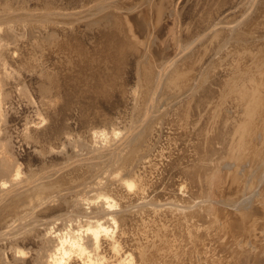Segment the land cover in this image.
Listing matches in <instances>:
<instances>
[{
    "label": "bare ground",
    "instance_id": "bare-ground-1",
    "mask_svg": "<svg viewBox=\"0 0 264 264\" xmlns=\"http://www.w3.org/2000/svg\"><path fill=\"white\" fill-rule=\"evenodd\" d=\"M160 138L209 196L146 199ZM189 238L264 264V0H0V264H200Z\"/></svg>",
    "mask_w": 264,
    "mask_h": 264
},
{
    "label": "rangeland",
    "instance_id": "rangeland-1",
    "mask_svg": "<svg viewBox=\"0 0 264 264\" xmlns=\"http://www.w3.org/2000/svg\"><path fill=\"white\" fill-rule=\"evenodd\" d=\"M66 1H68V0H66ZM59 2H62V0H59ZM70 3V2H69ZM137 13H139V11H137ZM126 14V13H125ZM134 14H136V13H134ZM181 29V28H180ZM44 125H45V123H44ZM160 141H158V143H157V146H158V148L156 147L155 149L156 150H158L159 149V146L161 145H163L162 146V148H161V151L159 152V153H157L158 154V156L159 157H156V160H155V156H157V154H156V151L155 152H152L151 153V159H149V160H151V162L154 164V168H153V170H152V172H151V174H150V178H149V182L148 183H146V186H148V188H147V191H146V193H147V195L148 194H150V193H152L153 194V192H154V194L152 195V194H150V195H148V198H147V195L145 194V192H144V195L146 196V199H157V200H159V199H161V200H163L164 199V195L166 194V199H169L170 198V200H172L174 197L176 198H174L175 199V201H183L182 203H186L185 201H187V202H189V203H191L190 201H192L193 202V200L195 199V200H197L198 198H199V196L200 195H205L206 194V192H210V191H208V189H206V188H208V185L205 183V186H204V182L202 183L201 181H200V183H199V185L200 186H198V184L197 183H195V182H193L192 181V176H191V174H192V171H193V167L192 168H190L191 167V165L193 164V159H192V161L191 160H189V159H191L192 157H193V154H194V156H195V152H194V147L193 146H190L191 144H189L190 142H185V143H183V142H181V144H180V146L181 147H183L182 146V143H183V145H184V149H182L181 147H179V145L178 144H176V145H174L173 143V145L172 144H169V143H167V140H162V138H160L159 139ZM166 141V142H165ZM164 143V144H163ZM16 145V144H15ZM28 145V144H27ZM169 145H171V148H170V146ZM188 145V147L186 148V146ZM193 145V144H192ZM160 146V147H161ZM169 146V148L170 149H172V150H170L169 148H166V147H168ZM173 146V147H172ZM177 146V148H175ZM191 147V149H193V150H191L190 149V147ZM195 146V145H194ZM30 147V148H29ZM29 147H26V145H25V148H27L28 150H31V145H29ZM166 148V149H165ZM173 148H174V151H173ZM15 149L16 150H18L19 152H20V150H21V148L20 149H18V144L15 146ZM154 149V150H155ZM175 149H178V150H176V152L177 153H175ZM181 149H182V151L184 150L185 152V155H184V153L182 152H180L181 151ZM187 149V150H186ZM167 150V151H166ZM190 150V151H189ZM170 151V152H169ZM173 151V152H172ZM165 152H167V153H169L170 154V157H169V155H167V153H164ZM189 154H188V153ZM179 153V154H178ZM181 153V154H180ZM161 154V155H160ZM173 154H174V156H173ZM177 154V155H176ZM183 154V155H182ZM186 154H188V155H190V157L188 156V155H186ZM167 155V157H165ZM172 155V156H171ZM178 155L181 157V158H183L184 160V162H186V164L182 161V159L180 160L181 162H180V164H178V163H176V165H178V166H174L175 164H172L171 163V161L169 162L168 160L170 159H174L175 160V158L176 157H178ZM182 155V156H181ZM172 157V158H171ZM188 157H189V159H188ZM154 158V159H153ZM163 158V159H162ZM167 158V159H166ZM169 158V159H168ZM186 158V159H185ZM194 158V157H193ZM160 159V160H159ZM172 159V160H173ZM177 159V158H176ZM188 159V160H187ZM155 160V161H154ZM164 160H165V163H164ZM166 160H167V163H166ZM187 160V161H186ZM161 164V166L159 165V163ZM155 162H157V164L155 163ZM172 162H174V161H172ZM188 162V163H187ZM169 163H171V164H169ZM184 163V164H183ZM190 163V164H189ZM169 164V165H168ZM159 165V166H158ZM162 165H163V168H164V172L165 173H162L163 171H162ZM165 165V166H164ZM168 167H167V166ZM181 165H184V167L183 166H181ZM186 165H188V166H186ZM156 166V167H155ZM174 167V168H170V167ZM179 166H181V168L179 167ZM159 167V168H158ZM161 167V168H160ZM165 167H167L168 169V171H167V173H166V168ZM177 167V168H176ZM179 167V168H178ZM187 167V168H186ZM156 168H157V171H156ZM187 169L188 171H189V173H188V171L186 170V173H184L185 171V169ZM169 169H170V171H169ZM184 169V170H183ZM171 170H174L173 171V177H172V175L171 176H169L170 175V173H171ZM175 170H177L176 172H175ZM179 170H180V173H179ZM181 170H182V173H181ZM157 172V173H156ZM190 172H191V174H190ZM156 173V174H155ZM162 173V174H161ZM169 173V174H168ZM175 173H177V174H175ZM153 174V175H152ZM164 174V175H163ZM166 174H168V176H169V178H167L168 176L166 175ZM185 174V175H184ZM157 175H160V177H158ZM176 175H178V176H176ZM180 175H183V176H180ZM162 176V177H161ZM164 176L166 177V178H164ZM185 176V178L183 179V177ZM189 176H191V177H189ZM153 177V178H152ZM159 179H158V178ZM180 177H182V178H180ZM189 177V178H188ZM151 178H152V181H151ZM154 179H156V180H154ZM169 179V180H168ZM189 179V180H188ZM156 181V183H158V184H156L154 181ZM159 180L160 181H163L164 182V184L166 185V188H164L165 187V185H163V184H160V183H163V182H159ZM166 180H168V181H166ZM165 181L167 182V183H165ZM186 181H188V183H189V185L186 183ZM192 182V183H191ZM154 186V188H153V186H151V184ZM163 185V187L162 186H158V185ZM170 184H171V187H169L170 186ZM195 184H197V186L195 185ZM203 184V185H202ZM168 185V186H167ZM192 185V186H191ZM202 185V186H201ZM190 186V188H192L193 186H194V189L192 188V189H188V187ZM207 186V187H206ZM151 187V188H150ZM200 187V190L198 189ZM201 187H202V189H201ZM203 187H206V188H203ZM153 188V192H152V189ZM196 188H197V190H196ZM160 189H162V190H160ZM170 189V190H169ZM204 189H205V191H204ZM133 190V191H132ZM146 190V189H145ZM159 190V191H158ZM193 190H194V192H193ZM202 190H203V192L204 193H202ZM137 191V187L136 188H133V189H131V193H132V195H134L135 194V192ZM148 191H149V193H148ZM163 191V192H162ZM215 191V190H214ZM134 192V193H133ZM169 192V193H168ZM196 192V193H195ZM197 192H200V193H197ZM155 193H156V195H155ZM157 193H158V195L159 196H161L162 198H160L158 195H157ZM168 194H169V196H168ZM200 194V195H199ZM211 193H207L205 196H209ZM212 194H214V192L212 193ZM143 195V196H144ZM156 196V198H155V196ZM196 195V196H195ZM214 195H216V194H214ZM213 195V196H214ZM151 196L153 197V198H151ZM168 196V197H167ZM203 196H201V197H203ZM204 196V197H205ZM172 197V198H171ZM178 197V198H177ZM195 197V198H194ZM198 197V198H197ZM159 198V199H158ZM181 198V199H180ZM174 199H173V201H174ZM179 199V200H178ZM187 204V203H186ZM198 209H200V211L202 212V214H201V212L198 210ZM202 209H206V208H202ZM200 207H198V208H196V210H193V211H195V212H193V214L196 216V213H197V210H198V212H199V214L200 215H198V217L200 216V217H202V218H198L199 220H200V223L198 222V220H197V216H196V220L197 221H195V217H194V219H193V216L194 215H192V212L190 213V212H188L187 214L186 213H180V214H183V216H185V217H187V219H189V220H191V221H188V222H186L185 220L183 221V222H186L185 223V225H186V228L184 229V230H189V231H191L192 229H194L193 231H191V232H194V233H196V234H200L201 232L202 233H204L205 232V230H207L208 228H206L205 226H207V227H209L210 225H211V223H212V220L211 219H213V217L209 214V213H207V210H202ZM205 213V215H208V216H205L204 215V213ZM207 213V214H206ZM178 214V213H177ZM176 214V215H177ZM198 214V213H197ZM187 215H190V216H187ZM204 215V216H203ZM171 217V214L168 216V218H170ZM188 217H190V218H188ZM207 217H211L210 219H208ZM206 219V221H204L205 219ZM167 219V218H166ZM193 219V220H192ZM203 219V220H202ZM202 220V221H201ZM194 221V222H193ZM168 222V221H167ZM191 222V223H190ZM196 222V223H195ZM202 222V223H201ZM204 222H206L205 224H204ZM208 222V223H207ZM190 223V224H189ZM210 223V224H209ZM170 224V222H168V228H169V230L171 231V224ZM195 225V226H193V225ZM196 224H197V226H196ZM201 224H202V226H201ZM204 224V225H203ZM215 224V223H214ZM188 225V226H187ZM193 226V227H191V226ZM190 227V228H189ZM203 227V228H202ZM202 228V229H201ZM205 228V229H204ZM200 230H201V232H200ZM201 233V234H202ZM190 239V238H189ZM212 238H209V240L210 241H208L206 244L205 243H203V242H200V244H198V243H195L194 242V240H192V239H190L189 240V243H188V245H186V247H184L183 246V248H185L186 250H188V249H191L192 251H193V257L197 260V262H200V264H213V262H212V260L213 259H217L218 260V258H222L223 259V257H225V255L224 254H222L221 252H219L218 251V246H220V245H222V243L220 244V242H219V240L216 238V240L214 239L213 240V242H215V243H212V240H211ZM223 239V241L221 240V242H224L225 241V239L224 238H222ZM216 241H217V243H216ZM177 243V242H176ZM177 244H179V243H177ZM213 246V247H211V245ZM217 244V245H216ZM218 248H217V247ZM216 248V249H215ZM212 249H215V255L213 256V252H212ZM220 249V248H219ZM218 253H217V252ZM222 254V255H221ZM217 255H219V257L217 256ZM222 257H221V256ZM216 256V257H215ZM218 257V258H217ZM226 258V257H225ZM225 260V259H224ZM210 262H212V263H210Z\"/></svg>",
    "mask_w": 264,
    "mask_h": 264
}]
</instances>
